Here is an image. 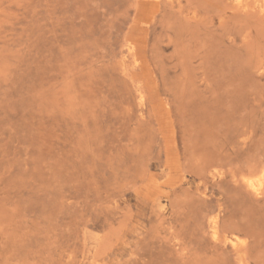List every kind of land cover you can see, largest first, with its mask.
<instances>
[{
  "label": "rangeland",
  "instance_id": "374dc122",
  "mask_svg": "<svg viewBox=\"0 0 264 264\" xmlns=\"http://www.w3.org/2000/svg\"><path fill=\"white\" fill-rule=\"evenodd\" d=\"M263 9L0 0V264H264Z\"/></svg>",
  "mask_w": 264,
  "mask_h": 264
},
{
  "label": "bare ground",
  "instance_id": "6f19581e",
  "mask_svg": "<svg viewBox=\"0 0 264 264\" xmlns=\"http://www.w3.org/2000/svg\"><path fill=\"white\" fill-rule=\"evenodd\" d=\"M258 2H259V1H258ZM157 5H158V4H157ZM263 10H264V9H263ZM146 14H148V13H146ZM151 15H152V14H151ZM151 15H150V16H151Z\"/></svg>",
  "mask_w": 264,
  "mask_h": 264
}]
</instances>
